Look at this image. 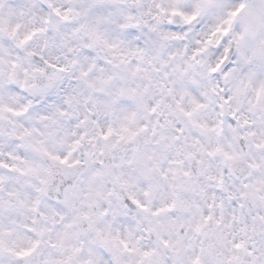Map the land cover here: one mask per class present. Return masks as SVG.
Returning <instances> with one entry per match:
<instances>
[{
	"label": "clouds",
	"instance_id": "clouds-1",
	"mask_svg": "<svg viewBox=\"0 0 264 264\" xmlns=\"http://www.w3.org/2000/svg\"><path fill=\"white\" fill-rule=\"evenodd\" d=\"M0 264H264V0H0Z\"/></svg>",
	"mask_w": 264,
	"mask_h": 264
}]
</instances>
